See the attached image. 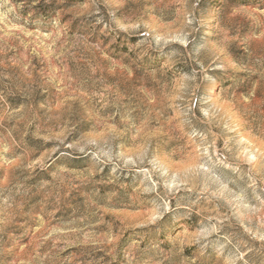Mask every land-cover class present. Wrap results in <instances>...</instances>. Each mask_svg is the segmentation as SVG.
Segmentation results:
<instances>
[{
	"label": "rangeland",
	"instance_id": "rangeland-1",
	"mask_svg": "<svg viewBox=\"0 0 264 264\" xmlns=\"http://www.w3.org/2000/svg\"><path fill=\"white\" fill-rule=\"evenodd\" d=\"M0 264H264V0H0Z\"/></svg>",
	"mask_w": 264,
	"mask_h": 264
}]
</instances>
